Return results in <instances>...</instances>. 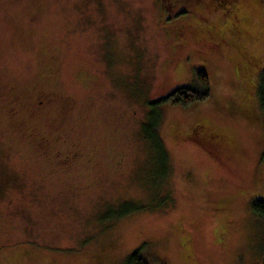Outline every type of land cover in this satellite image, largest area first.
<instances>
[{"label": "rangeland", "instance_id": "1", "mask_svg": "<svg viewBox=\"0 0 264 264\" xmlns=\"http://www.w3.org/2000/svg\"><path fill=\"white\" fill-rule=\"evenodd\" d=\"M162 3L0 0V264H264V0Z\"/></svg>", "mask_w": 264, "mask_h": 264}, {"label": "trees", "instance_id": "2", "mask_svg": "<svg viewBox=\"0 0 264 264\" xmlns=\"http://www.w3.org/2000/svg\"><path fill=\"white\" fill-rule=\"evenodd\" d=\"M198 79L201 82L203 88L198 89L188 85H181L170 91L169 93L159 97L153 101V105L161 104L164 102H170L172 104L190 105L196 101L204 100L210 95V82L207 73L203 70H198ZM261 83L263 87L259 90L260 94V106L264 110V72L261 76ZM156 107L154 108L155 111ZM159 113L153 112L149 115V118L142 125L144 134L151 140L153 146L160 153L165 154V147L158 133L157 125L159 122ZM252 208L255 213L264 217V200L259 199L252 203ZM129 264H149L147 259L141 256L137 251H134L129 259Z\"/></svg>", "mask_w": 264, "mask_h": 264}, {"label": "flooded vegetation", "instance_id": "3", "mask_svg": "<svg viewBox=\"0 0 264 264\" xmlns=\"http://www.w3.org/2000/svg\"><path fill=\"white\" fill-rule=\"evenodd\" d=\"M173 1L174 0H162V4L163 5V9L165 11V13H168L170 10H172V7H173ZM168 3V4H167ZM167 16V14H166ZM165 16V17H166ZM240 28L238 27H234V31H239ZM199 125V123H198ZM195 131L196 130V133L197 135H199L201 138L205 139L206 141H208L209 143H211V145H217V143L219 142H226V139L223 137V136H218L216 133H213V132H206L205 129H203L202 127H200L199 129H196L195 127L193 128ZM195 132L193 134H196Z\"/></svg>", "mask_w": 264, "mask_h": 264}]
</instances>
